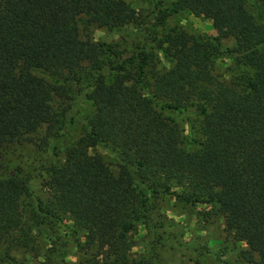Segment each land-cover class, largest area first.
Returning <instances> with one entry per match:
<instances>
[{
  "label": "trees",
  "instance_id": "trees-1",
  "mask_svg": "<svg viewBox=\"0 0 264 264\" xmlns=\"http://www.w3.org/2000/svg\"><path fill=\"white\" fill-rule=\"evenodd\" d=\"M184 11L210 19L235 45L165 29ZM153 18V48L171 65L164 71L145 44L124 57L90 35L132 24L125 0H0V154L37 134L52 156L46 201L29 202L24 169L0 175V264H17L19 250L49 264H165L168 218L154 214L165 197L207 208L203 222L223 219L249 259L264 264V3L175 0L161 8L155 0ZM220 56L233 67L229 78ZM164 112L183 114L186 129ZM138 226L152 239L133 255ZM69 245L76 262H67Z\"/></svg>",
  "mask_w": 264,
  "mask_h": 264
},
{
  "label": "rangeland",
  "instance_id": "rangeland-1",
  "mask_svg": "<svg viewBox=\"0 0 264 264\" xmlns=\"http://www.w3.org/2000/svg\"><path fill=\"white\" fill-rule=\"evenodd\" d=\"M125 1L135 12V20L132 24L112 32L92 27L90 28V35L96 41L112 45L124 57L130 56L138 47L145 44L147 47L152 48L151 51L154 52L150 63L157 70L164 71L171 68V65L163 58L162 53L153 48L150 38L154 32L153 8L155 0ZM157 1H160V7L164 8L175 0ZM261 1L264 3V0ZM80 26H82L81 23ZM170 28L183 30L189 35L207 34L216 38L222 49L232 48L235 45L223 28L216 26L210 19L194 16L188 11L167 18L165 29ZM217 63L219 72L224 75V78H229L234 72L225 56H220ZM36 75L42 76L39 72ZM73 100L78 103L80 110L85 113L88 112V106L81 105L84 104L83 96L75 89ZM163 115L172 118L180 126H185L186 129V120L183 114L164 112ZM69 134L59 140L60 148L68 146L69 140L72 139L71 135L74 133L69 132ZM37 136L40 135L32 134L29 136L28 141L10 146L0 154V175L7 174L10 170L18 167L24 169L31 176L32 197L29 199L31 204L35 199L43 201L47 199L44 186L47 179L45 173L52 161L51 143L47 148ZM96 152L103 157L106 163L114 164L112 156L108 152L102 148H97ZM112 169H115V167L112 166ZM205 209L208 210L202 207L185 206L171 197L159 200L154 214L155 212L164 214L168 218L167 221H163L164 224L160 232H162L164 238H168L170 235L166 248L160 254L163 262L165 264H256L257 258L249 259L250 256L245 246L242 243L235 242L232 236L225 231L223 219L202 221L201 216ZM154 218L159 220L157 216ZM151 239L152 237L147 233L145 227L138 226L130 236V252L133 255L142 252V249ZM39 243L43 246L42 248H46V240L40 238ZM71 248L72 245L66 248L70 252L67 262H76L77 259L73 256L74 251ZM15 258L17 264H49L46 263L43 257H37L34 252L25 250L16 252Z\"/></svg>",
  "mask_w": 264,
  "mask_h": 264
}]
</instances>
